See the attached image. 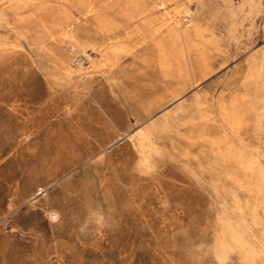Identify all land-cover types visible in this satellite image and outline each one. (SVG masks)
<instances>
[{"label": "rangeland", "instance_id": "374dc122", "mask_svg": "<svg viewBox=\"0 0 264 264\" xmlns=\"http://www.w3.org/2000/svg\"><path fill=\"white\" fill-rule=\"evenodd\" d=\"M0 264H264V0H0Z\"/></svg>", "mask_w": 264, "mask_h": 264}, {"label": "bare ground", "instance_id": "6f19581e", "mask_svg": "<svg viewBox=\"0 0 264 264\" xmlns=\"http://www.w3.org/2000/svg\"><path fill=\"white\" fill-rule=\"evenodd\" d=\"M71 53L74 55L76 62H78L79 64H83L84 62L88 63L89 59L88 56H84L81 53H78L77 48L75 46L71 47ZM51 218L53 219H57L56 214H52Z\"/></svg>", "mask_w": 264, "mask_h": 264}, {"label": "clouds", "instance_id": "9594fccd", "mask_svg": "<svg viewBox=\"0 0 264 264\" xmlns=\"http://www.w3.org/2000/svg\"><path fill=\"white\" fill-rule=\"evenodd\" d=\"M102 220H103V217L100 218V222H102Z\"/></svg>", "mask_w": 264, "mask_h": 264}]
</instances>
